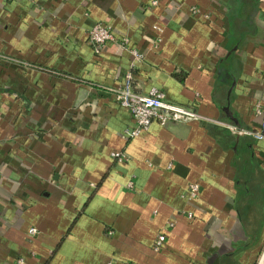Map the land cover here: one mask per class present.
<instances>
[{"label":"crops","instance_id":"obj_1","mask_svg":"<svg viewBox=\"0 0 264 264\" xmlns=\"http://www.w3.org/2000/svg\"><path fill=\"white\" fill-rule=\"evenodd\" d=\"M97 22L128 47L97 54ZM128 71L206 119L128 137L108 90ZM263 246L264 0H0V264H256Z\"/></svg>","mask_w":264,"mask_h":264},{"label":"built area","instance_id":"obj_2","mask_svg":"<svg viewBox=\"0 0 264 264\" xmlns=\"http://www.w3.org/2000/svg\"><path fill=\"white\" fill-rule=\"evenodd\" d=\"M152 5H156V1H152ZM89 42L97 54L102 52L108 42H117L121 43L125 48L128 47L127 38L125 36L118 38L113 25L105 22H97L93 26L89 33ZM132 52L136 55L134 50ZM132 81L133 75L128 71L125 73L123 83L120 87L108 89L114 94L116 100L129 110L135 122L134 127L127 132L128 137H134L146 131L153 122L165 125L168 122H195L206 119L201 114L189 108L165 100L164 93L157 88H152L147 93L135 91ZM262 109L263 107L258 105L257 112H262ZM229 129L237 135L247 134L257 139L263 137L259 132L241 129L234 125L229 126ZM114 157L119 160L126 159L122 151L115 152ZM198 189L199 186L197 183L189 185L188 195L195 197ZM30 232L35 234L36 229L32 228ZM163 243L164 234L159 233L153 244L154 250H159ZM107 264H115V262L110 261Z\"/></svg>","mask_w":264,"mask_h":264},{"label":"water","instance_id":"obj_3","mask_svg":"<svg viewBox=\"0 0 264 264\" xmlns=\"http://www.w3.org/2000/svg\"><path fill=\"white\" fill-rule=\"evenodd\" d=\"M256 264H264V246H263V249L259 255V258H258Z\"/></svg>","mask_w":264,"mask_h":264},{"label":"trees","instance_id":"obj_4","mask_svg":"<svg viewBox=\"0 0 264 264\" xmlns=\"http://www.w3.org/2000/svg\"><path fill=\"white\" fill-rule=\"evenodd\" d=\"M133 85V84H132Z\"/></svg>","mask_w":264,"mask_h":264}]
</instances>
